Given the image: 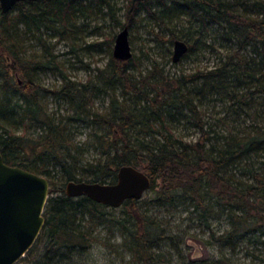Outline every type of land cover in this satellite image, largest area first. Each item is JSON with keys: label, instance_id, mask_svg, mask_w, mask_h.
I'll return each mask as SVG.
<instances>
[{"label": "trees", "instance_id": "trees-1", "mask_svg": "<svg viewBox=\"0 0 264 264\" xmlns=\"http://www.w3.org/2000/svg\"><path fill=\"white\" fill-rule=\"evenodd\" d=\"M153 1L126 0L123 23L110 0L18 1L6 13L0 9V153L7 164L45 176L50 185L44 226L15 264H86L85 253L92 244L89 225L94 224H108L110 231L121 228L124 247L134 264L170 260L169 250L159 241L172 240V236L141 209L139 199L125 200L117 215L108 205L85 195L65 194L64 184L69 180L115 182L121 165L135 166L149 176L153 200L159 206L180 198L205 221L212 211L210 201L220 206L229 226L215 239L223 244L234 248L238 242L233 240L244 239L264 244V113L257 111L262 114L252 119L255 125L237 124L225 116L218 119V127L203 119L202 110L207 94L223 103L228 112L245 116L258 109V97L264 104V0H173L169 4L156 0L163 7L152 10ZM92 4L100 12L105 6L106 14L120 28L133 26L142 9L163 25L168 13L179 10L177 16L187 14L188 22L199 32L214 23L232 47L210 68L168 75L153 63L138 78L130 72L136 62L133 54L128 60H119L110 52L106 66L97 68L101 83L97 88L111 92L106 109L100 112L86 96V83L64 74L58 87L36 82L35 72L54 62V55L27 58L21 53L18 37L20 25L30 32L39 30L45 21H55L67 30L75 12L83 13ZM167 30L168 34L163 27L152 32L168 52L177 38L188 44L186 54L194 50L189 37ZM114 37L108 36L104 42L110 47ZM55 68L59 70L57 63ZM16 75H21V81ZM47 94L68 105L66 116L48 110ZM181 120L198 130L195 139L178 133ZM76 121L92 126L86 143L68 137L71 123ZM90 149L98 155L80 159ZM106 245L115 251L113 243ZM193 262L219 263L213 258Z\"/></svg>", "mask_w": 264, "mask_h": 264}, {"label": "rangeland", "instance_id": "rangeland-1", "mask_svg": "<svg viewBox=\"0 0 264 264\" xmlns=\"http://www.w3.org/2000/svg\"><path fill=\"white\" fill-rule=\"evenodd\" d=\"M155 1L150 3L152 10L161 9L163 5ZM165 1L169 4L173 0ZM110 2L117 12V19L123 23V5L126 0H110ZM98 7L92 4L85 8L83 13L76 11L69 20L67 30L55 21H45L39 30L32 29L30 32L20 25L18 37L23 56L40 60L43 55H48L49 59V53L54 55V62L50 61L47 68L35 72L36 82L48 88L58 87L62 84L61 77L64 74L70 80L86 83L88 88H86V96L92 98L93 109L104 112L111 92L97 88V85L101 84L96 78L97 68L106 66L113 49L114 39L110 47L104 39L116 35L120 26L118 27L115 20L106 14L105 6H101V12ZM175 12L168 13L165 25L150 18L145 9L138 12L135 23L128 28L129 41L136 60L130 69L134 77L138 78L140 75L147 74L152 69L153 63L168 75H178L181 71L190 73L197 68H210L232 47L231 42L219 35L214 23L208 27V30L202 29V32H199L200 29L195 24L190 25L187 14L182 13L177 16L180 11L175 10ZM159 27H163L166 34H168L167 29H170L182 38L189 37V42L195 46L194 50L188 54L185 53L186 55H183L178 62H173L171 59L173 43L168 52L166 46L157 41L152 32V30L157 31ZM61 34L66 36L61 38ZM194 36L198 37L197 41ZM56 63L59 70L55 68ZM20 76L16 75L19 81H21ZM118 93L117 90L116 94ZM44 101L48 110L55 115L60 113L66 116L69 112L68 105L57 100L52 94L45 95ZM256 105L258 109L250 112L251 116H245L244 113L228 112L223 103L207 94L202 102L203 119L219 127L221 123L218 119L226 116L228 120L236 121L237 124L238 122L244 123V126H247L253 123L252 119L261 116L262 113L257 115V111L264 113L261 97L256 99ZM91 128V124L86 121L72 122L71 136L68 135V137L72 138L75 143L76 141L86 143ZM177 131L185 139H195L198 135V130L185 120H181L178 124ZM97 155L94 149H90L84 152L83 158L80 159L90 160ZM153 196L154 191L149 187L138 203L159 227L164 228L167 235L172 236V240L159 241L161 246L169 250L170 255L169 262L163 260L161 263L195 264L193 261L213 258L221 264H263L264 244L255 245L247 239L233 240L238 243L232 248L230 244L225 245L222 241L215 239L222 235L229 225L225 211L213 201H210L212 211L205 221L198 216V213L192 211V206L188 201L177 198L172 203L168 202L159 206L154 202ZM108 209L114 214H119V207L109 206ZM89 227L92 230V244L85 253L86 264L135 263L131 253L124 247V234L121 228L114 227L113 232V229L109 230L108 224H94ZM106 243H113L115 251L110 250ZM29 262L26 261L24 264H29Z\"/></svg>", "mask_w": 264, "mask_h": 264}, {"label": "water", "instance_id": "water-1", "mask_svg": "<svg viewBox=\"0 0 264 264\" xmlns=\"http://www.w3.org/2000/svg\"><path fill=\"white\" fill-rule=\"evenodd\" d=\"M18 1L25 0H0L1 11L8 12ZM187 51L184 40L174 39L172 61L178 62ZM132 54L128 27L124 26L114 37L112 55L128 60ZM150 184L143 170L121 165L113 183L69 180L64 191L69 197L85 195L98 203L119 207L127 199H140ZM49 188L45 176L7 164L0 153V264L17 263L36 241L45 223Z\"/></svg>", "mask_w": 264, "mask_h": 264}, {"label": "flooded vegetation", "instance_id": "flooded-vegetation-1", "mask_svg": "<svg viewBox=\"0 0 264 264\" xmlns=\"http://www.w3.org/2000/svg\"><path fill=\"white\" fill-rule=\"evenodd\" d=\"M25 1H29V0H25Z\"/></svg>", "mask_w": 264, "mask_h": 264}]
</instances>
